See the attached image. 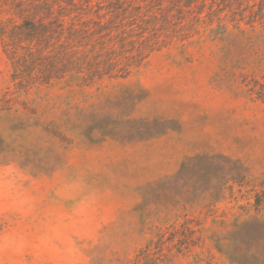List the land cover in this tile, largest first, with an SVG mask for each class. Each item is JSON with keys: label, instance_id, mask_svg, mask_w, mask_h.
Returning a JSON list of instances; mask_svg holds the SVG:
<instances>
[{"label": "rangeland", "instance_id": "1", "mask_svg": "<svg viewBox=\"0 0 264 264\" xmlns=\"http://www.w3.org/2000/svg\"><path fill=\"white\" fill-rule=\"evenodd\" d=\"M256 82L259 28L207 31L123 80L27 94L0 41V264H133L181 225L203 247L168 264H264Z\"/></svg>", "mask_w": 264, "mask_h": 264}, {"label": "trees", "instance_id": "2", "mask_svg": "<svg viewBox=\"0 0 264 264\" xmlns=\"http://www.w3.org/2000/svg\"><path fill=\"white\" fill-rule=\"evenodd\" d=\"M264 31V0H0V41L19 93L67 79L123 80L157 52L227 26ZM264 102V83L252 87ZM188 231L186 234L185 231ZM203 247L200 231L161 233L133 264H168Z\"/></svg>", "mask_w": 264, "mask_h": 264}]
</instances>
